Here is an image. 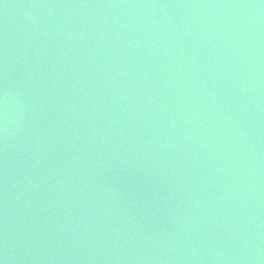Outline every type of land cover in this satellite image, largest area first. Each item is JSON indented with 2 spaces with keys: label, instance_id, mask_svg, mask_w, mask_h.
I'll use <instances>...</instances> for the list:
<instances>
[{
  "label": "water",
  "instance_id": "95a60500",
  "mask_svg": "<svg viewBox=\"0 0 264 264\" xmlns=\"http://www.w3.org/2000/svg\"><path fill=\"white\" fill-rule=\"evenodd\" d=\"M0 264H264V0H0Z\"/></svg>",
  "mask_w": 264,
  "mask_h": 264
}]
</instances>
